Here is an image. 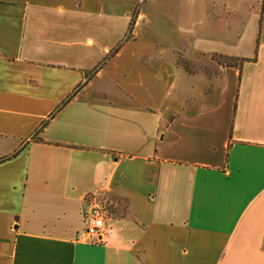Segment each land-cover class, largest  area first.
<instances>
[{
	"label": "crops",
	"instance_id": "0c3cea01",
	"mask_svg": "<svg viewBox=\"0 0 264 264\" xmlns=\"http://www.w3.org/2000/svg\"><path fill=\"white\" fill-rule=\"evenodd\" d=\"M0 264H264V0H0Z\"/></svg>",
	"mask_w": 264,
	"mask_h": 264
},
{
	"label": "built area",
	"instance_id": "2783aa9c",
	"mask_svg": "<svg viewBox=\"0 0 264 264\" xmlns=\"http://www.w3.org/2000/svg\"><path fill=\"white\" fill-rule=\"evenodd\" d=\"M106 201H102L96 196H90L87 199V208L85 210L84 230L85 237L91 240L93 236L101 240L105 231L106 219L109 217V211L106 208Z\"/></svg>",
	"mask_w": 264,
	"mask_h": 264
},
{
	"label": "rangeland",
	"instance_id": "374dc122",
	"mask_svg": "<svg viewBox=\"0 0 264 264\" xmlns=\"http://www.w3.org/2000/svg\"><path fill=\"white\" fill-rule=\"evenodd\" d=\"M91 195H89L88 197H90ZM88 197H86V200L88 199ZM95 197V196H94ZM97 197V196H96ZM102 201H105V199L104 198H102V197H99ZM106 203V208L108 209V211H109V217L112 215V212L110 211V209H109V205H108V203L107 202H105ZM88 206H87V203H86V207H85V209H84V215H85V210H86V208H87ZM85 218V217H84ZM84 236H85V233H84Z\"/></svg>",
	"mask_w": 264,
	"mask_h": 264
},
{
	"label": "trees",
	"instance_id": "16d2710c",
	"mask_svg": "<svg viewBox=\"0 0 264 264\" xmlns=\"http://www.w3.org/2000/svg\"><path fill=\"white\" fill-rule=\"evenodd\" d=\"M225 63L228 64V65H233L234 64V61H232L231 59H227V57H225Z\"/></svg>",
	"mask_w": 264,
	"mask_h": 264
}]
</instances>
